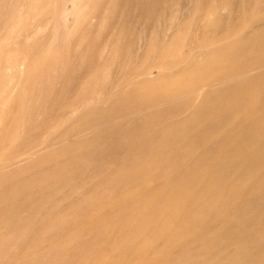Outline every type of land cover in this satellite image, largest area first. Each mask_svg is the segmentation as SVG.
Listing matches in <instances>:
<instances>
[{
    "label": "rangeland",
    "instance_id": "rangeland-1",
    "mask_svg": "<svg viewBox=\"0 0 264 264\" xmlns=\"http://www.w3.org/2000/svg\"><path fill=\"white\" fill-rule=\"evenodd\" d=\"M204 1L0 0V264L259 260L264 8Z\"/></svg>",
    "mask_w": 264,
    "mask_h": 264
},
{
    "label": "bare ground",
    "instance_id": "bare-ground-1",
    "mask_svg": "<svg viewBox=\"0 0 264 264\" xmlns=\"http://www.w3.org/2000/svg\"><path fill=\"white\" fill-rule=\"evenodd\" d=\"M213 1V0H212ZM252 3H253V5H254V7H257L259 4L262 6V8H264V2H261V1H263V0H250ZM216 2V1H215ZM219 1H217V3L215 4H211V3H209V1L207 2L206 0L203 2V3H198V4H194V8H193V10H196V12L195 13H197V14H199V15H202L203 17V20L206 22V24H207V28H209L210 26H212L215 22H216V20L218 19L217 17L219 16V14H220V10L222 9V7H223V2H220V3H218ZM85 4H87V3H85ZM83 5V4H82ZM142 5V4H141ZM85 6V5H84ZM250 10H251V6H250V8H249ZM230 10V9H229ZM250 10H246V11H250ZM227 11V10H226ZM233 11V10H232ZM194 13V14H195ZM231 15V14H230ZM243 15H250V13H244ZM250 16H252L253 17V13H252V15H250ZM264 16V15H263ZM262 16V17H263ZM239 17V16H238ZM255 17V16H254ZM258 17V16H257ZM254 19V18H253ZM264 19V18H263ZM243 20H244V18H243ZM262 21V20H261ZM228 22V21H227ZM245 22V21H244ZM254 22V21H253ZM246 23V22H245ZM191 25V24H190ZM186 27L187 26H185L184 27V29H186ZM183 29V30H184ZM214 30L215 29H217V28H213ZM219 29V28H218ZM259 29V28H258ZM62 32H64V31H62ZM61 32V33H62ZM263 32H264V26H263V28H261L256 34H255V37L258 35V37L259 36H261L262 34H263ZM235 33V32H234ZM252 33V32H251ZM236 34V33H235ZM62 35H64L63 33H62ZM60 37V36H59ZM237 39V38H236ZM223 42V41H222ZM214 44H216V43H214ZM243 44V43H242ZM245 44H246V42H245ZM244 44V45H245ZM258 44H259V42H258ZM211 45V44H210ZM229 46V45H228ZM239 46V45H238ZM235 47V46H234ZM222 48V47H221ZM254 49L252 50H247L246 51V53H247V55H252L253 53H255V52H257V53H262V54H264V42L263 43H261V44H259V46L257 45V47H253ZM167 50H168V48H167ZM256 50V51H255ZM255 51V52H254ZM130 54V53H129ZM165 54H166V52H165ZM178 54V53H177ZM176 54V55H177ZM133 56H134V54H132ZM179 55V54H178ZM253 57V56H252ZM188 58H191V57H188ZM230 58V57H229ZM259 58V57H258ZM172 59L173 60H175V62L176 63H178V60H179V56H178V58L177 57H175V55L172 57ZM233 59H235V58H233ZM232 59V60H233ZM261 59V58H260ZM249 60V59H248ZM234 61V60H233ZM232 61V62H233ZM260 61V60H259ZM230 62H231V60H230ZM231 62V63H232ZM262 62V61H261ZM261 64V63H260ZM233 65L234 64H232V67H233ZM258 65V64H257ZM256 66V65H255ZM230 67V66H229ZM260 68H261V66H260ZM263 68V67H262ZM233 69V68H232ZM237 69V68H236ZM235 69V70H236ZM242 69V68H241ZM240 73V72H239ZM238 73V74H239ZM263 73V72H262ZM258 74V73H257ZM227 75H228V73H227ZM233 75V74H232ZM259 76V75H258ZM239 78V77H238ZM223 79V78H222ZM225 79V78H224ZM230 80H232L231 78H230ZM224 82L225 81H223L222 83H219L220 85H222V86H224L225 84H224ZM227 82V81H226ZM223 88V87H222ZM192 90V89H191ZM204 92H206V90H204L203 88H199L198 90H192V92H191V95H198V94H201V93H204ZM204 97V96H203ZM205 98V97H204ZM246 103V102H245ZM247 105V104H246ZM192 120V119H191ZM198 122V124L200 123V119H196L194 122ZM231 120H226V124H228L229 122H230ZM183 122V121H182ZM186 123V122H185ZM185 123L183 122L182 123V126H184L185 125ZM177 124H179V123H177ZM187 124V123H186ZM201 124V123H200ZM176 125V124H175ZM181 125V124H180ZM177 126V125H176ZM179 126V125H178ZM172 127V126H171ZM181 127V126H180ZM173 128H175V127H173ZM176 129V128H175ZM212 129L214 130V132L215 131H218L217 129H214L213 127H212ZM256 132V129H253L252 130V133L251 134H253V133H255ZM257 133V132H256ZM159 134H161V133H159ZM185 134H187V133H185ZM212 134V131H210V130H207V131H205L204 132V137H203V140H205V142L206 143H208V144H206V143H204L205 145H207V146H210V144H212V139L214 140L215 138H213V134ZM215 134H216V132H215ZM250 134V135H251ZM165 137V135H163L162 134V137ZM167 136V135H166ZM250 137H253V136H250ZM262 137L263 136H259L258 135V137H257V141L259 142V143H261L262 144ZM161 138V137H160ZM167 138V137H166ZM228 138V137H227ZM159 139V138H158ZM155 140V139H154ZM199 140H201V139H199ZM199 140H198V142H199ZM159 141V140H158ZM161 141V140H160ZM202 142V141H201ZM145 144V143H144ZM143 143H142V145H141V147H143V146H145ZM148 144V143H147ZM263 146H264V144H262ZM140 147V148H141ZM146 147V146H145ZM143 150V149H142ZM157 156H159V155H157ZM187 156V158L188 159H190V158H193L192 156H193V153H192V151L191 150H187V153H178V154H175V156H173L172 157V161H174V163L175 162H177L176 160H180L179 158H182V157H186ZM160 157V159H161V156H159ZM164 156L162 155V158H163ZM160 159H157L156 158V160H160ZM262 163V162H261ZM263 164V163H262ZM215 181H213L212 179H210L208 182H207V186H206V188H205V191L206 192H210L211 191V188L210 187H214V183ZM243 186V185H242ZM264 198V196L262 197V199ZM262 199L260 200V202H258L259 203V206H258V208L259 207H261V205H263L264 203H263V201H262ZM254 209H255V207H254ZM253 227H254V225H253ZM253 227L250 229V231H248L247 232V234L245 235V236H243L242 235V233H241V236H243V239H246L247 241H250V240H252V242H254V244H253V246L255 247V249L254 250H257V249H259L260 247H261V249H262V255H261V257L259 258V260L256 262V263H252V264H262V259H263V257H264V232H262L261 233V230L260 231H255L254 229H253ZM201 249V251H200V254H201V256H199L198 255V253H194V255H193V258H196L197 260L198 259H201V257L203 256V255H208L209 253H210V250L207 248V247H203V248H200ZM260 251V253H261V250H259ZM241 253V252H240ZM240 253L238 254V256H237V258H239L240 257V259L241 260H245V258L247 259V257H248V255H247V253H245V252H242V254H244V255H242L243 257H245V258H243V257H241L240 256ZM203 254V255H202ZM196 256V257H195ZM190 258H192V257H190ZM203 258V257H202ZM246 262H248L247 260H245ZM193 263V262H192ZM245 263V262H244ZM248 264H250V263H248Z\"/></svg>",
    "mask_w": 264,
    "mask_h": 264
}]
</instances>
